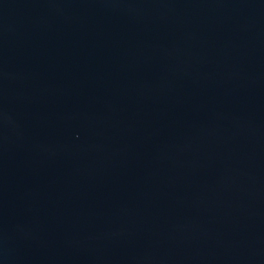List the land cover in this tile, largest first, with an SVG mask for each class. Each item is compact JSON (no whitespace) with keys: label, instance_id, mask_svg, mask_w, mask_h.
Returning a JSON list of instances; mask_svg holds the SVG:
<instances>
[{"label":"water","instance_id":"obj_1","mask_svg":"<svg viewBox=\"0 0 264 264\" xmlns=\"http://www.w3.org/2000/svg\"><path fill=\"white\" fill-rule=\"evenodd\" d=\"M0 264H264V0H0Z\"/></svg>","mask_w":264,"mask_h":264}]
</instances>
